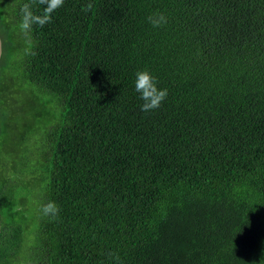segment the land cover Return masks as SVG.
Listing matches in <instances>:
<instances>
[{"label":"trees","instance_id":"1","mask_svg":"<svg viewBox=\"0 0 264 264\" xmlns=\"http://www.w3.org/2000/svg\"><path fill=\"white\" fill-rule=\"evenodd\" d=\"M25 5L0 0V264H264V0H64L22 30Z\"/></svg>","mask_w":264,"mask_h":264},{"label":"clouds","instance_id":"2","mask_svg":"<svg viewBox=\"0 0 264 264\" xmlns=\"http://www.w3.org/2000/svg\"><path fill=\"white\" fill-rule=\"evenodd\" d=\"M45 2L46 7L40 15L34 14L28 5L24 6V14L21 22L22 30L30 29L33 23L42 26L50 22L52 14L63 5L64 0H45ZM146 19L154 28H160L167 23V17L160 11H154ZM133 84L138 99L142 101L140 104L141 111L147 112L158 108L167 97V89L159 87L157 78L147 69L138 70L135 73ZM42 210L45 215L55 217L59 208L55 202L49 201Z\"/></svg>","mask_w":264,"mask_h":264},{"label":"rangeland","instance_id":"3","mask_svg":"<svg viewBox=\"0 0 264 264\" xmlns=\"http://www.w3.org/2000/svg\"><path fill=\"white\" fill-rule=\"evenodd\" d=\"M1 52H2V50H1ZM0 56H1V54H0ZM8 76H9L8 74L6 75V78H3L2 76H0V84H4V87H5L6 84H9V85H7V88H10V89L7 90L6 93H12V92H14V90H18V91H20L21 94H22L23 91L19 90V89H18V88H19L18 86H11V85H10L11 83L8 82V81H9V79H8L9 77H8ZM7 77H8V78H7ZM4 87H3V88H4ZM3 88H2V89H3ZM4 92H5V91H4V89H3V93H4ZM39 137H40V136L38 135V136L35 137V139H38Z\"/></svg>","mask_w":264,"mask_h":264},{"label":"water","instance_id":"4","mask_svg":"<svg viewBox=\"0 0 264 264\" xmlns=\"http://www.w3.org/2000/svg\"><path fill=\"white\" fill-rule=\"evenodd\" d=\"M0 54H1V41H0Z\"/></svg>","mask_w":264,"mask_h":264}]
</instances>
